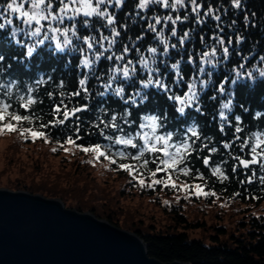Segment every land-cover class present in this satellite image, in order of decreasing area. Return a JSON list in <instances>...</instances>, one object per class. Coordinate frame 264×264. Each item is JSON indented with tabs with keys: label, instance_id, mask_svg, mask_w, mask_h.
<instances>
[{
	"label": "trees",
	"instance_id": "obj_1",
	"mask_svg": "<svg viewBox=\"0 0 264 264\" xmlns=\"http://www.w3.org/2000/svg\"><path fill=\"white\" fill-rule=\"evenodd\" d=\"M9 2L11 0H0V12L3 13L0 23L12 20V24H5V28L0 29V56L3 57L0 60V83L7 85L10 81L15 82L16 86L12 90L14 105L19 96L27 95L29 86L36 88L34 82L43 77L46 83L40 85L33 93V97L38 103L32 106L31 111L40 117V122H47L53 118L51 109L54 103L59 102V92L70 93L79 90V80L88 74L89 79L86 86L90 95L86 96L82 92L81 96L73 97L69 105L70 107L89 105L88 111L78 114L81 119L78 134L80 139L77 140V144L83 146H91L96 143L106 144L107 141L103 140L94 126L99 123L97 118L107 120L115 114L117 122L121 123V117L126 111L130 113L125 117L130 121V124L125 126L126 131L129 132L137 130L146 115L159 116L161 122L166 125V131L177 132L180 136H183L188 127L195 124L201 139L196 141V151L190 157V166L193 167L194 172L204 174L208 185L207 190L216 192L217 197L227 201L236 199L240 202L255 201L259 203L264 200V179H261L264 177V167L257 164L244 169L236 159L237 156L240 159L251 158L247 148L241 151V140H237L236 136L247 140L253 133L264 132V77H260L258 72H253L251 78L245 77L238 79L235 84L231 83L233 79H236L233 69L239 68L241 63L245 64L246 69L264 68V62H260V57L264 56V0H240V8H236L232 0H197V3L201 4L199 17L192 13L188 0H185L186 8H179L175 11L164 9L160 5H149L146 9H139V0H124L120 7L115 6L112 9L111 13L116 17L114 26L121 33L117 37L113 51L119 55L122 47L127 45L131 51L126 59H132L134 62L138 60L136 48H139L141 53H146L149 46L158 47L159 51L163 50V46L159 44L155 34L147 28L153 16L172 15L175 18L179 14L182 17V21L176 25L177 37L188 31L189 40L185 41L181 47L177 37H171L169 43L170 45L176 44V48L170 47L168 56L161 58L163 63L158 62L156 65L159 67L160 78L170 86L173 92L179 95L187 92V82H190L194 75H198L199 55L203 51L209 50L205 45L215 43L212 39L213 36H223L229 47L228 58L225 60L221 57L215 70L210 66L207 67L208 71H212V76L204 77L209 80V83L202 91L198 88L199 104H194L191 108L186 109L184 115L176 111L179 105L168 98L169 93L154 86L143 88L140 81L146 80L147 74L140 70L139 65H137L136 76L120 85L125 89L124 98L121 99L112 93L105 97L98 95L100 91H103V84L107 83L108 72L113 62L102 58L101 61L93 65L91 70L83 69L79 67V62L82 59L79 52H69L67 49L64 52H59L55 50L54 44L48 42H45L42 47L38 46L33 55L28 57L27 47L23 46L25 44H17L12 37L10 26L20 28L19 21L21 20L5 11ZM17 2L20 3L21 0H17ZM209 7L213 9V12L205 17L204 13ZM217 14L221 17L220 21L214 19ZM185 15L188 17L187 20H183ZM198 19L203 23H198ZM82 20L83 17L77 20L81 36L96 34L98 37L97 29L103 30L105 35L111 34L109 28L101 27L106 21L92 18L90 23L93 24V27L86 29L83 27ZM218 24L223 28V32H219ZM160 27L161 25L157 26L158 30ZM171 28L172 25L169 22L168 27L164 29L166 37H170ZM201 37H203V43ZM19 39L20 41L24 39L21 33ZM229 39L232 41L230 45L227 44ZM76 43L79 47L81 42ZM105 45L107 46V42ZM189 54L195 57V65L188 63ZM177 61L180 62L179 74L184 78V82L178 86L175 84L176 70L171 67ZM91 72H95L96 75H91ZM97 76L102 79L97 80ZM49 77L51 80L48 79ZM225 79L229 83L224 85L225 93L220 94L218 88ZM61 81L64 85L62 89L60 88ZM49 92L53 93L52 98L48 96ZM136 92H140V97H135L136 104H132L130 97H133ZM145 96L146 99H141ZM126 100L128 103H125ZM229 100L232 102L231 108L222 109V104ZM65 103H69V101L66 99ZM196 107H199L200 111H196ZM101 108L104 109L103 113L100 111ZM17 110L23 114H29L28 109ZM220 111H224L228 117L226 122L221 120ZM236 116L240 117V121H236ZM74 120L75 118H71L63 126L57 125L48 129L51 133L48 139L50 143L56 145L58 151L67 136L72 135L73 139H76L74 126H69L73 124ZM221 124L224 125L223 131H221ZM238 126L243 129L241 133L235 132V128ZM105 131L110 134L109 130ZM39 140L45 142L42 139ZM23 142L30 144L33 141L31 138L27 140L23 138ZM205 143L208 144V148H217V152L209 153L208 148L203 147ZM225 143L231 144L232 147L225 148ZM127 151L133 155L136 154V150L129 148ZM81 153L83 152L81 151ZM209 155L211 156L210 164L205 166L203 158ZM149 158L151 159L150 154ZM103 159L101 158V160ZM257 159L264 161V157H257ZM217 166L228 177L227 180H221L219 177L211 175V168ZM110 167L119 176L127 178L130 185L141 192L147 190L151 192V195H154L155 193L152 192H155L157 188L160 193L171 194L174 199L178 195L177 191L173 192V189L163 186L139 187L135 185L137 182L132 181L124 170L118 168V165L111 164ZM187 179L181 177V180ZM177 182L180 183V181ZM188 182L193 181L189 180ZM171 195H169L170 199ZM170 199L167 204L169 213L178 224H185L184 214L180 212L179 208H176L180 205H175ZM178 202L180 204L181 200ZM244 218L245 220L240 222L242 225L240 233L231 234L229 238L222 241L215 239L210 243L199 238H190L185 231L153 233L137 231V233L145 238L150 254L187 256L190 257L192 264H264V215L248 214ZM107 220H110L109 217Z\"/></svg>",
	"mask_w": 264,
	"mask_h": 264
},
{
	"label": "snow or ice",
	"instance_id": "obj_2",
	"mask_svg": "<svg viewBox=\"0 0 264 264\" xmlns=\"http://www.w3.org/2000/svg\"><path fill=\"white\" fill-rule=\"evenodd\" d=\"M124 3V0H21L20 3L17 0H11L7 3L5 11L10 13H19V16L23 19V23L27 26V29H12V37L17 44H20V39H17V34L23 31V34L27 38H32L34 44L23 45L27 47V56L31 57L40 45H44L45 42L54 44L55 50L64 52L66 49L69 52H79L82 59L79 62V67L83 69L91 70L93 65L101 61L102 58L113 62L112 67L109 69L107 83L103 84V91H100L98 95L105 97L109 93L114 94L121 99L124 98L125 89L120 86L124 82L134 78L137 74V65L142 72L147 74L146 80H141L140 84L143 88L154 86L158 89H162L165 93H169L168 98L176 102L179 107L176 111L181 115L185 114V110L191 108L194 104H199V91L203 90L209 83V80L204 79L205 76L211 77L212 71H208L207 67L210 66L213 70L218 63H220L221 57L225 60L228 58L229 47L221 35H215L212 37L214 44L205 45L209 50L203 51L199 55L200 66L197 69L198 75H194L190 82H187V92L183 95L176 94L172 91L170 86L160 78L159 67L156 66L159 63H163L161 59L166 58L169 54L170 47L176 48V44L169 43L171 37H177L176 25L182 21V17L177 14L175 18L172 15L153 16L149 21L147 28L155 34L159 44L163 46V50L159 51L158 47L149 46L146 49V53H141L139 48H136L138 54V60L135 62L132 59H126L130 55V48L127 45L122 47V51L118 55L113 51V46L117 43V37L121 35L120 31L114 26L116 24V17L109 12V8L115 4L120 7ZM233 5L236 8H240V0H232ZM188 4L191 5V11L194 14L199 13L201 10V4L197 3V0H188ZM27 5V8H25ZM149 5H160L164 9L178 10L179 8H186L185 0H139L138 8L146 9ZM213 9L211 7L204 13L205 17L212 14ZM3 13L0 12V17ZM83 17L82 24L86 29L92 28L93 24L90 23L92 18H97L100 21H106L102 24V28H109L110 35H105L103 30L97 29L98 37L96 34H89L81 36L77 27L78 18ZM185 15L183 20H187ZM214 19L220 21V15H215ZM172 25L170 30V37H166L164 29L169 25ZM198 23H203L198 19ZM5 24H12V20H6L4 23H0V29L5 28ZM158 25L161 27L157 28ZM219 32H223V28L217 25ZM179 44L183 47L185 41L189 40V32L185 31L182 36L177 37ZM76 42H81L79 47ZM107 42V46L105 45ZM203 43V37H201ZM231 39L227 44H231ZM86 45V47H85ZM135 47V45H133ZM218 48L220 54L218 55ZM3 57L0 56V60ZM196 59L189 54L188 63L195 65ZM260 62H264V56L260 57ZM179 61L171 65L172 69L176 70L175 84L178 86L184 82L183 76L179 74ZM156 66V67H154ZM236 79L231 81L235 84L238 79L251 78L253 72H258L260 77H264V68L256 67L253 69H246L245 64L241 63L239 68L233 69ZM91 75L95 76V72H91ZM97 80H101L102 77L97 76ZM51 80V77L48 78ZM89 75L86 74L79 80V90L70 93L64 91L59 92V102L54 103L51 109L53 118L47 122H40V117L33 114L31 108L37 104L38 101L34 99L33 93L36 89L45 84L46 81L43 77L36 80L34 83L36 88L29 86L27 88V95H21L17 98V101L12 100L13 88L16 86L15 82L10 81L7 85L0 83V132H19L21 137L25 140L31 138L33 141L42 139L45 142H50L48 137L51 135L48 129L57 125L63 126L71 118H75L73 124L76 139H73L72 135L67 136L66 140L61 143L60 147L65 152H70L72 148L65 145H71L78 148L85 154H94L96 160L101 158L106 159L112 165H118V168L124 170L132 179L137 182L139 187L155 188L156 186H163L164 188H171L173 190L183 191L189 198L195 196L200 197H216L217 194L214 191L207 190L208 185L205 181L203 173L194 172L192 166H190V157L196 151V141L201 139L200 132L197 130V126L193 124L188 127L183 136H180L177 132L166 131L165 123L161 122L159 116L146 115L143 117V121L138 125V129L134 132L126 131L125 126L130 124V121L125 117L129 116V112H125L121 117V123L117 122V115H111L107 120L97 118L99 123L94 125L99 131L103 140L107 141L106 144L96 143L91 146H83L77 144V140L80 139V116L79 113L88 111L89 105L84 104L82 106H69L73 97L81 96L83 92L86 96L90 95L87 88ZM229 83L225 79L218 88L220 94L225 93L224 85ZM115 84V87H114ZM64 87L63 81L60 83V88ZM48 96L53 97V93L49 92ZM135 97H140V92L134 93L133 97H130L131 103L136 104ZM69 103H65V100ZM141 99H146L141 97ZM215 99V97H213ZM42 103V101H40ZM125 103H128L126 100ZM232 105L231 100L222 104V109H230ZM17 109H28L29 114H23ZM100 111L103 113L104 109ZM196 111H200L199 107H196ZM219 116L222 121H227L228 117L224 111H220ZM236 121H240V117H235ZM102 125V127H101ZM224 125L221 124V131H223ZM105 130H109L110 134ZM243 129L236 127L235 132L241 133ZM237 140H241L240 148L243 151L247 148L251 154L250 159H240L239 156L236 159L239 164L244 168H249L250 165L261 164L264 167V161L257 159V157H264V132H256L247 138L242 140L240 136H236ZM204 148H208V144H203ZM225 148L232 147L231 144L225 143ZM136 150V154L128 152L127 149ZM259 149V151H258ZM53 152L57 149L53 148ZM209 153H216L217 148H208ZM149 154L151 159L149 158ZM211 156L203 158V164L208 166L210 164ZM124 161H135L137 163H130ZM91 163V161H89ZM152 165V166H150ZM235 171V169H233ZM163 174V175H160ZM211 175L219 177L221 180H227L228 177L222 171L220 167H212ZM181 177L188 178L187 180H181ZM261 179H264L262 177ZM189 180L193 182H188ZM177 181H180L178 184ZM165 204L168 201L164 202Z\"/></svg>",
	"mask_w": 264,
	"mask_h": 264
},
{
	"label": "rangeland",
	"instance_id": "obj_3",
	"mask_svg": "<svg viewBox=\"0 0 264 264\" xmlns=\"http://www.w3.org/2000/svg\"><path fill=\"white\" fill-rule=\"evenodd\" d=\"M9 14L21 20L19 29H27L19 13ZM20 33L24 38L21 43L34 44L32 38ZM53 148L57 149L56 145L39 139L25 143L18 132H0V187L63 198L136 233L185 231L190 238L206 243L240 233L245 215H264V200L246 203L217 196L186 199L183 191L173 190L178 192L174 199L157 188L154 195L141 192L113 171L106 159L96 160L93 154L81 153L75 147H70V152H53ZM169 199L180 205L176 208L184 214L185 224H178L169 213L168 203H164Z\"/></svg>",
	"mask_w": 264,
	"mask_h": 264
},
{
	"label": "water",
	"instance_id": "obj_4",
	"mask_svg": "<svg viewBox=\"0 0 264 264\" xmlns=\"http://www.w3.org/2000/svg\"><path fill=\"white\" fill-rule=\"evenodd\" d=\"M0 264L192 263L63 198L0 187Z\"/></svg>",
	"mask_w": 264,
	"mask_h": 264
}]
</instances>
